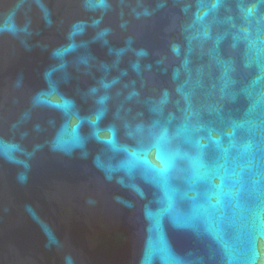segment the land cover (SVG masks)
Here are the masks:
<instances>
[{"label": "water", "instance_id": "water-1", "mask_svg": "<svg viewBox=\"0 0 264 264\" xmlns=\"http://www.w3.org/2000/svg\"><path fill=\"white\" fill-rule=\"evenodd\" d=\"M0 264H264V0H0Z\"/></svg>", "mask_w": 264, "mask_h": 264}]
</instances>
